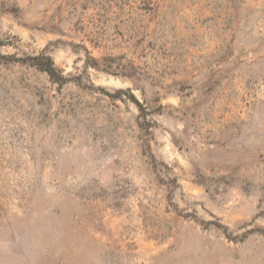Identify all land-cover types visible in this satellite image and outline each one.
Wrapping results in <instances>:
<instances>
[{
	"label": "rangeland",
	"instance_id": "obj_1",
	"mask_svg": "<svg viewBox=\"0 0 264 264\" xmlns=\"http://www.w3.org/2000/svg\"><path fill=\"white\" fill-rule=\"evenodd\" d=\"M0 264H264V0H0Z\"/></svg>",
	"mask_w": 264,
	"mask_h": 264
},
{
	"label": "trees",
	"instance_id": "obj_2",
	"mask_svg": "<svg viewBox=\"0 0 264 264\" xmlns=\"http://www.w3.org/2000/svg\"><path fill=\"white\" fill-rule=\"evenodd\" d=\"M26 61L30 65L35 66L38 70L47 74L50 79H53V77H55L56 70L50 57H29ZM136 104L139 105L137 102Z\"/></svg>",
	"mask_w": 264,
	"mask_h": 264
}]
</instances>
